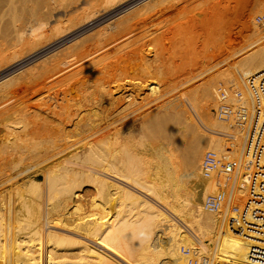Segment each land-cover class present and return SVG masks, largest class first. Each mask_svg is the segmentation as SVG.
<instances>
[{
	"label": "bare ground",
	"instance_id": "6f19581e",
	"mask_svg": "<svg viewBox=\"0 0 264 264\" xmlns=\"http://www.w3.org/2000/svg\"><path fill=\"white\" fill-rule=\"evenodd\" d=\"M5 1L4 3H6V5H4L7 6L9 5L7 3L11 0ZM13 1L16 3V0ZM23 1L26 2V0H21V4ZM31 1V4H33V0H30V2ZM56 1L58 3L56 6L62 7H68L69 4L74 2V0ZM162 1L163 0H151L149 7L145 9L148 12L151 11L146 18L154 19L158 17L156 12L159 11L158 8L162 4ZM172 2L175 3L174 0ZM17 3L20 4L19 1ZM35 3L38 8L35 7L28 12L31 13L32 16L36 15L40 8L42 9L43 7L44 9L46 7L44 5L47 4V0H35ZM35 3L33 5H35ZM246 3H244L245 5H242L239 10V15H241L240 18L242 17L241 19H244L241 23L243 24L242 33L246 45L238 52L233 53L235 56H238L233 62L237 70V72H235L238 75L235 76V73L233 74L229 67H225L226 70L224 69L225 71L229 69L234 77V84L231 86L228 85V88L233 87L238 90L241 89L237 84V79L243 82V80L247 78L256 77L264 73V34L260 33L259 26L253 21L255 15L253 10L258 7V12H261L264 7V0H256L254 6H250L249 3L247 5ZM104 11H106V8ZM146 11H144L145 14ZM45 17H43L45 21L40 17L43 22L39 18L43 25L44 23L47 24ZM143 18L145 19V16ZM31 21L33 20L31 19ZM40 22L38 25L43 27ZM24 23L22 24L23 27ZM32 24L33 23H31V25ZM71 24L73 25V23ZM118 24L119 23H117V25ZM26 25L28 26V24ZM31 25L29 24V28H31ZM131 26V24L129 27L126 26L128 28L121 29L119 33L124 31L129 33L128 29ZM4 27L6 29V26L2 28ZM24 28L23 29L26 31V26ZM13 29L14 32L10 30L13 34L15 33L14 38L12 39L13 36L9 37L12 35V33H10L11 31L9 32L10 35H7L6 38H11L14 40L13 43H15H12V45L9 43V45L12 46L9 47L5 42V46H7L9 51H13L12 55L14 56L19 53L20 50L22 52L28 45L30 46L36 43V41H30L31 36H33L36 31L31 28L27 35L23 32L24 30H21L22 27H13ZM6 30H4V32H6ZM123 35H126V33ZM99 37H102V35ZM107 37L108 36H103L102 39L98 37L95 38L99 39L97 44L95 43V51H97L95 55H97V57H100L98 56L99 51H101L100 53L103 51V53L105 52L106 54L109 47H113L114 44L116 46L113 37ZM6 38L5 40L4 38L2 39L6 41ZM3 40L1 41L3 42ZM147 43L150 44V42ZM1 44L2 50L4 42ZM77 44H79V42ZM199 49L201 55L198 63L200 65H197V67L202 68L201 70L203 73L209 74L211 71L218 69L222 65L224 67L226 64L227 60L221 58L223 47L220 44L217 45L214 40L199 45ZM44 53L45 52H43V54ZM95 57H93V59H95ZM106 57L107 55L105 58ZM97 61L95 59L93 63ZM2 62L4 63L5 60ZM88 63L89 62H87V64ZM44 65L46 64L44 63ZM54 68L56 69V67ZM41 69L39 70L41 71ZM46 69L47 67L42 70ZM137 69L141 70L139 67ZM187 69L188 68H186V70ZM224 70L221 72H224ZM218 72L217 74L214 72V74H209V77L213 75L210 80L207 81L206 79L208 78L203 80H206L207 84L204 82V85H197V87L187 92H179V94L182 93V95H178L182 97L181 100L175 101L174 97V100H172L175 102H171L169 98V101L167 99V103L169 102L167 106L163 105L165 107L159 104L161 107L159 108L157 106V108H159L161 112L159 113L156 111L159 115L155 114L156 116L153 117V114L151 115L152 118H147L145 120L143 119L144 116L138 118L139 122L132 131L133 136L130 135V128L133 122L128 123L126 121L127 123L122 126H116L117 121L120 124V121L131 115L128 113L129 111L127 112L129 109L128 107L132 104L129 101L131 100L130 96H132L129 95L130 93L125 95L124 91L122 92L124 94L121 93V96L119 93V97L109 98V100L113 101L107 102V104H104L105 106L101 104V106L104 107L101 111L98 103L94 112L91 111L94 107L91 106L93 107L91 109L89 106L92 112H90L91 114L85 112L87 111L85 110L87 107L85 108V105H83L84 103L81 104L80 102V105L77 104L76 106V103L79 102L78 100L74 104L75 108L72 107L71 109L69 107L72 105H66L70 110L65 111L67 113L65 114L64 112L65 115L62 117L59 114L56 115L54 109L50 111L48 105L45 106L43 102L41 103L39 101V103L43 104L41 106L44 107V109L40 108V110L42 109L44 111V114H40L41 118H39L38 116L40 115L37 116L31 106L33 105L31 103L33 93H31L32 90H30L29 85H33L36 81H39L40 79L36 77L41 73L36 74V72V75L29 73V76L33 75V77L31 76L32 78L24 75L27 80L21 84H17L18 80H21V76L19 75L12 76L10 79L6 78L8 80L0 84V92H4L3 88L9 87L7 85L13 88L7 91L6 95L4 94L5 92L0 94V118L2 115L4 116L7 109H12V107L17 104L20 105L22 109L20 115L23 125L20 126L18 132L13 134L12 137L6 134L14 140L12 141L14 142L13 146H7L8 144H5V148V146L1 147L0 145L2 149L5 148V150H7L6 152L0 150V163L5 162L6 165H8L13 159H20L18 160L17 167L15 166V168H11L10 170H3V172L0 173V264H199V261H205V264H249L248 251L254 242L243 237L241 234L233 233L227 226L232 219L237 217L247 196L246 182L248 179V172L242 170L244 167L241 153L242 140L244 137L243 128L236 126L231 119L225 122L216 116L215 118L212 116L210 109L212 107L217 109L220 105V89L217 88V85L215 86L213 84V87L211 86L212 83L221 79ZM139 73L140 72H138V74ZM192 73L196 74V72ZM189 75L192 74L189 73ZM202 75L203 74H201V76ZM201 76H199V78ZM195 77L196 76L186 77L184 83L179 85L178 83L180 82H178V87L175 88L174 86L172 90L170 89L172 88L171 84L170 88L168 85L165 86L164 89L168 87L169 91H163L165 92L163 97L169 94L171 95L173 92H176L177 89H180V87L195 81ZM173 78L176 79L177 77L175 78L174 76ZM174 79L173 82L175 83ZM14 84L17 85L15 86ZM131 84L132 83L128 86L132 88ZM174 85H176V83ZM18 88H21V91L22 88L25 89L24 92H27V95L18 98ZM91 89L92 88H90V90ZM33 92H35V89ZM161 93L159 95L156 94L159 96L157 100L162 98V96L160 97ZM89 94L87 93V95ZM40 96H42V94ZM43 97L45 98L44 95L40 99L38 96L36 98L37 100H42ZM134 99L132 100L135 102L136 100ZM141 99L139 98L137 102L139 103ZM155 99L156 97L154 100ZM183 99H188L190 101L188 103L192 110L197 114L196 116L199 117L206 131H210L209 133L212 132L211 136H205L203 135L204 132H199L200 129H198L193 122H191L192 124H189V126L187 125V127L183 124L186 117H184L182 121L181 116L185 114L184 112H187L189 115V111L185 107ZM17 100L20 102L17 103ZM157 100H155V102ZM105 101L108 100L105 99ZM226 103L231 107H235L238 102L233 96L228 95ZM58 105L60 107V103ZM139 105H141V102ZM241 105L246 108L249 107L247 95L244 92H242ZM114 107H116V111L125 113V115L121 113V115L124 116L121 120L117 119V116L112 119L111 117L113 116L108 114ZM162 107L166 110H163ZM157 108H155V110H157ZM45 109L47 110L45 111ZM14 110L16 109L14 108ZM132 110L135 111L136 108ZM126 112L128 114H126ZM58 113H61V109ZM152 113H155V111ZM144 115H146V113ZM51 116L53 117L51 118ZM8 117L9 116L6 115V118ZM190 117L192 118L191 115ZM49 118L52 120L49 121ZM167 119L173 124H171L170 121V123L166 121L167 124L165 123L164 125L163 121ZM54 120L57 121V123ZM191 121H193V118ZM7 125H9V123H7ZM138 125H140L139 128ZM177 133H182L180 134L181 138H176L178 135ZM98 135L103 136L97 139L96 137ZM228 139L233 142L235 140V142L227 143L226 141ZM7 141H10V139H7ZM134 141L135 146L139 148L138 150L143 152V155L144 153L146 155L148 153L149 155L147 156L152 158L150 159L152 160L151 162L148 160L150 163L141 160L140 157L142 156L137 158L138 155L136 154L138 152L136 154L130 152V149L133 150L135 148H132L133 146L131 147L129 143L134 145ZM239 143L240 146L237 153ZM128 147H131L129 149L130 151ZM59 148H61L60 151ZM205 150L215 152L220 157L225 156L229 159L233 158L235 161V170L237 171V174L232 179V186H230V191L225 201L216 211H212L209 208L207 204L208 197L213 196L221 198L226 193L225 190L218 188L221 185L219 181V177L221 176L218 178L217 176L220 174L214 173L205 177L201 172V163L199 161ZM134 152L136 151L134 150ZM178 152H181L183 157L180 159V155H178L179 159L182 160L180 162H178L179 159H177ZM140 155H142V153ZM146 155L144 159H146ZM67 161H69L71 165H67ZM142 161L145 162V164L149 163L146 164L148 167H146ZM175 161L178 162L176 165L174 163ZM99 168H101V171ZM6 171L7 173L5 175ZM179 172L183 173L180 175ZM107 176L114 177L131 186L146 196V199L143 200L141 198L140 200V197L135 198L137 195L134 194V196L132 192L131 194L126 192L128 190L124 192V190H122L123 187L119 188L117 185H108L106 183H109V180L104 182L102 181L103 179L100 180L101 178H98H105ZM113 202H115L117 213L111 218L112 220H109V217L107 218L108 220H106L105 218L108 215L104 214L102 215L104 217H102L100 213L101 211H106L107 206L113 204ZM113 207L114 206H112L111 209ZM111 209L109 208L110 211ZM113 211L115 210L113 209ZM113 211L110 213L113 214ZM67 234H71L75 237ZM203 242H208L206 245L207 248L204 249L205 247H201V249H197L196 245L201 246Z\"/></svg>",
	"mask_w": 264,
	"mask_h": 264
},
{
	"label": "rangeland",
	"instance_id": "374dc122",
	"mask_svg": "<svg viewBox=\"0 0 264 264\" xmlns=\"http://www.w3.org/2000/svg\"><path fill=\"white\" fill-rule=\"evenodd\" d=\"M0 1H1V4H0L1 5L0 6V27H1L0 28V41L3 40L2 38H4V40H5L6 36L10 35V33H12V31L14 32L13 27L14 28L22 27L21 30H24L25 29L24 27L26 26L27 30L26 31L24 30L23 32L27 35L29 34L31 28H33L36 31L33 34V36H31V38H30V41H36V43L33 45H30V46L28 45V47L25 48L24 50H22V52L20 50L19 53L15 54L14 56L12 55L13 51H9L7 49V46L10 47L12 45V43L14 41L12 39L14 38L15 33L14 34L12 33V35L9 36V37L13 36L12 39L6 38L9 41L3 40L4 46H5V42H6V45H7V46H5L6 49L4 46H2V50H1V45H3L1 43H3V42L2 41L0 42V44H1L0 45V50H1L0 51V62L5 60L4 63L3 62L0 63V81L2 80L0 82V84L3 81L8 80L6 78L10 79V78H12V76H15V75L21 76V80H18V82H17V84L18 83L21 84L22 82L27 80L26 77L30 78L31 76L33 77V75L41 73L40 75H38L36 77L37 79H40V80L36 81L34 83L35 85L34 84L29 85L30 90H32L31 93H33V97L31 100V103L33 105H31V106L33 107V111H34V113H36L37 116L40 114H44V111L42 110V109H44V107L41 106L44 104L45 106L48 105V108H50V111H52L54 109V113L56 115L59 114L62 117L67 113L65 111L70 110L69 108H71V109H72V107L75 108L74 104L78 100H79V102L76 103V106H77V104L80 105L79 104L80 102H81V104L84 103L83 105H85V108L87 107V109H85L87 111H85V112H87L88 114H91L92 113L91 111L94 112V110H96L97 103L99 104L98 106H99L100 111H101V109L103 110V108H104L103 106H105L104 104H107V102L109 103L110 101H113V100H109V98L112 99L113 97H116V96L119 97L118 96L119 93H120V96L124 93H125V95L130 93L129 95H132V96H130L131 100L134 98H135L134 100H136L135 102L133 100L132 101L129 100L132 104L130 103L131 106L128 107L129 109L127 110V112L129 111L128 113L131 115H129L128 118L120 121V124L117 121L116 126H118V125L122 126L123 124H125L127 122L128 123L133 122L131 128L129 127L130 131H131L130 132L131 136H133L132 131L136 127V124L139 122L138 118H142L144 116L145 118L143 117V119L145 120L147 118H152L151 115H153V114H154L153 117H155L156 115H159V114H157L158 112L159 113L161 112V111H159V108L163 105L167 106V104L169 103V102L167 103V99H168V101L171 99L170 100L171 102L174 100V97H175V101L181 100L182 97H179V96L182 95V93L179 94V92H182V91H183V93L187 92L190 89L197 87V85L198 86L204 85V82L207 84V81L210 80V78L213 76V75H210L211 77H209V74H211V73L217 74L218 71L220 72V73L218 72V75H220L221 79L219 81H217L218 84H217V82L212 83L211 84L212 87L214 84L215 86L217 85L218 89H221V88H228V85L231 86L234 84L233 74L235 73V76L238 74L236 73L237 70H236V67H235L233 62L237 59L238 56H235L233 53L238 52L239 50H241L246 45L245 39H244V36L242 33L243 24L241 23V21H244V19H241L242 17L240 18L241 15H239V13H240L239 10H240V7L242 5H245L244 3H246V2H248L250 6H254L255 2H256V0H246V2H245V0H174L175 1V3H174V2H172L173 0H163L162 4L158 8L159 11L156 12L158 17L154 18V19H151V18L149 19L148 17L146 18V16L149 15V12H151V11L148 12L145 9H146V7H149V3L151 2V0H146V1L145 0H143V1L142 0H74V2L69 4L68 7H70V8L62 7V6H56V5H58L56 0H53V1L47 0L48 5L46 4L44 6H46V7L49 5L50 6L47 8L45 7L44 9H43V7H42V9L40 8L39 11L37 10L39 13L37 12V14L34 16H32V14L28 13V12H30L29 11L30 9H33L35 7L38 8L36 3H35V0H33V4L35 3V5L31 4L32 1L30 2V0H26V2L23 1V3L25 5L23 3L21 4V0H18L20 2V4L17 3L18 2L17 0H16V3L13 0H11V1H9V3H7V4H9L7 6H5L6 5V3H4L5 0H3V3H2V0H0ZM54 1H55V3H54ZM51 2H53V3H51ZM13 3H14V6H13ZM248 3H246V4L248 5ZM11 4H12V6H11ZM93 6H94V8H93ZM90 7H92V8H90ZM63 8H65V9H63ZM105 8H106V11H104ZM160 8H161V10H160ZM25 9H26V11H25ZM257 9H258V7L255 10H253V13H255V15L253 17V21L259 26V24L257 23L256 20L261 15L264 16V13H263L264 7H263L261 12H258L259 9L258 10ZM62 10H64L65 12ZM43 11L45 14L47 12L46 15L48 17L43 13ZM142 11L143 12L146 11V14L144 12V14H145L144 15ZM25 13H26V15H25ZM257 13H258V15H257ZM23 14L28 18H26ZM112 14H114V15H112ZM143 15L145 16V19L143 18L144 17ZM40 17H42V19H43V17H45V19L47 21L46 22L47 24L44 23L45 26L42 24L44 19L42 20ZM30 18L33 21H31ZM39 18L42 20V22H40L41 20ZM50 18H51V20H50ZM7 19H9V20H7ZM13 19H15V20H13ZM38 19H39V21H38ZM17 20H19V21H17ZM209 20L211 21V23ZM37 21H38V23L40 22L44 28L41 27V25H38ZM27 22H29V23H27ZM30 22L33 24L31 25ZM127 22H129V23L126 24ZM23 23H24V27L22 26ZM71 23H73V25ZM117 23H119V24L117 25ZM6 24H9V25H6ZM26 24H28V26ZM29 24L31 25L30 26L31 28H29ZM130 24L132 26L128 29L129 33L124 31V30H123L124 32L119 33V31L121 29H124V28L127 29L130 26ZM2 25L6 26V29H9V30H6L5 27L2 28L3 27ZM37 26H38V28H37ZM126 26H128V27H126ZM219 26H220V28H219ZM40 27H41V29L39 30ZM3 29L6 30L7 33H9L11 30L12 31L9 34H7L6 32H4ZM259 29H260L259 30L260 33L264 34V29L261 28L260 26H259ZM49 32L53 33V34H50ZM99 33H102V34H99ZM103 33H104V35H103ZM124 33H126V35H123ZM98 35L99 36L102 35V37L108 36L107 38L113 37L117 47L115 46V44H114L115 47L114 46L111 48L109 47L108 52H106V54H105V52L103 53V51H102V53H100L101 51H99L98 56H100V57H97V55H95V54H97V51H95V48H96L95 43L97 44L99 39H102V37H99ZM97 37L99 39H95ZM89 38H91V39H89ZM104 38H106V37H104ZM210 40H214L217 45L220 44L223 47V51H222L223 53L221 55V58L226 59L227 61H226V64L224 65V67L222 65L221 67L218 68L219 70L215 69L214 71H211V73L206 74V73H203V71L201 70L202 68L197 67V65H200L198 63V61H200L199 59H200V55H201L199 45H202L205 42L210 41ZM37 41H41V42H37ZM78 42H79V44H77ZM147 42H150V44ZM9 43L11 45H9ZM89 43H90V45H89ZM116 48H118V49H116ZM3 49H5V50H3ZM43 52H45L46 54L45 53L43 54ZM173 54H174V56H173ZM103 55H105V56L107 55V57L105 58V56H103ZM66 56H68V57H66ZM93 57H95L96 61L98 60L96 63H93V62H95V59H93ZM47 62H48V64H47ZM87 62H89V63L87 64ZM44 63L46 65H44ZM90 63H91V66H90ZM40 65L43 66L44 68L41 67ZM45 66L47 67V69L42 70V69L46 68ZM39 67H41L42 69ZM54 67H56V69ZM131 67H133V68H131ZM136 67L137 68L139 67V69H141V70H138ZM222 67H223V69H222ZM225 67L231 68L230 70L232 71L233 74H231L229 69H227V71H225L226 70ZM233 67H234V70H233ZM134 68L136 69V71ZM186 68L191 69V70H188V69L186 70ZM39 69H41V71ZM52 69H54V70H52ZM223 70H224V72H221ZM138 72H140L141 74L140 73L138 74ZM143 72H144V74H143ZM192 72H194V73L196 72V74H193ZM29 73L30 74L33 73V75L29 76L28 75ZM189 73H191L192 75H189ZM133 74L135 75V77ZM201 74H203V75L201 76ZM24 75L25 76L27 75V76L25 77ZM129 75H130V77H129ZM139 75H140V77H139ZM127 76H128V78H127ZM174 76H175V78L176 77L177 78L174 79L173 78ZM190 76H196L195 78L197 80L194 79L195 81L180 87V89H177V91L173 92L171 95L169 94L168 96L163 97L165 92L169 91L170 84L172 87L170 89L172 90V89H174L173 88L174 86H175V88L178 87V84L180 85V84L184 83L186 81V77L189 78ZM199 76H201V77L199 78ZM85 77H86V79H85ZM29 78H28V80H29ZM133 78H134V80H133ZM206 78H208V79H206ZM236 78H238V77H236ZM173 79L175 80L176 85H174L175 83L173 82ZM204 79H206L207 81L206 80L203 81ZM163 81H165V82H163ZM236 81H237V84L239 85V88L241 89L242 83H243L242 80L239 79V81H238V79H237ZM128 82L132 83L131 84L132 88L130 86H128L130 84ZM178 82H180V83H178ZM136 83H138V84H136ZM17 84H14V85L16 86ZM11 85H13V84H11ZM167 85L169 88L166 87L164 89V87ZM7 86H9V87L5 86L6 88L5 89L3 88V91L5 93L0 92V94L4 93L6 95L7 91H9L10 89L13 88V87H10V85H7ZM84 86H85V88H84ZM89 87L92 89L90 90ZM125 87L131 88V89H128V88L126 89ZM133 88H134V90H133ZM34 89H35V92H33ZM87 89H89V90H87ZM22 91H23V93H22ZM22 91H21V88H18V90H17L18 98L27 95V92L26 93L24 92L25 89L22 88ZM93 91H95V92H93ZM163 91H165V92H163ZM122 92H124V93H122ZM158 92H159V94L161 92L163 93V94L161 93L160 97L162 96V98H160L159 100H157V98H159V96H157V95H159ZM43 93H46V94H43ZM64 93H65V95H64ZM87 93L88 94L90 93V94L87 95ZM131 93H133V94H131ZM137 93H138V95H137ZM35 94L38 96L39 99L43 95L45 96V98L43 97L42 100H39V99L37 100V98H36L37 96ZM41 94H42V96H40ZM135 95H137V96H135ZM170 96H172V97H170ZM80 97H82V98H80ZM138 97L140 99L142 98L141 100H143V101L140 100L141 105H139L140 102L139 103L137 102V101H139ZM155 97H156L155 100H157L156 101L157 103L154 100ZM103 98H105L108 101H105V99H103ZM137 98H138V100H137ZM115 99H117V98H115ZM72 100L74 103L72 102ZM84 100H86V101H84ZM184 100H186V101H184ZM187 100L188 99H183V103H184L185 107L187 108V110L189 111V115L187 112H184L185 114L182 113L183 116H181V118H182L181 120L183 121L184 117H186V119L183 121L184 122L183 124L187 127V125L189 126V124H192L191 122H193L196 124L195 126L201 130V131L199 130V132H204L203 135H205V136H211L212 132L209 133L210 131H208V130L206 131L204 126L201 124V120L199 119L198 116H196L197 114L192 110L190 104L188 103L190 101L189 100L187 101ZM36 101H38V102H36ZM39 101L41 103L43 102V104L39 103ZM175 101H173V102H175ZM19 102L20 101H18L17 103H19ZM55 102H57V103H55ZM59 103H60V107L58 105ZM70 103H72V104H70ZM95 103H96V105H95ZM101 104L103 106H101ZM66 105H68V106L72 105V106L67 108L68 106L66 107ZM54 106H55V108H54ZM89 106L90 107L93 106L94 108L91 107V109L93 108L91 110L89 108ZM157 106L159 108H157ZM163 107H165V106H163ZM163 107H162V109H163ZM8 108H10V107H8ZM14 108L16 110H14ZM40 108H42V109L40 110ZM135 108H136V110H135ZM155 108H157V110H155ZM214 108L212 107L210 109V111L212 112V116L215 118L214 110L216 108L215 109ZM5 109H7V108H5ZM5 109H4V112H5ZM47 109H45V111ZM60 109H61V113H58ZM132 109H134L137 112L133 111ZM10 110H12V111H10ZM163 110H166V109L164 108ZM111 111H112V113H111ZM115 111H116V107L112 108V110H110V112L108 114L110 116L111 115L113 116V117H111L112 119H114L117 116V119L121 120L124 117L121 115V113H123L124 115H125V113L124 112H118V111L115 112ZM154 111H155V113H152ZM156 111H158V112H156ZM21 112H22L21 106L16 104V105H14V107H12V109L11 108L7 109L4 116L2 115V117L0 118V128H1L0 129V133H1L0 138L2 137L0 139L1 147L2 146L4 147L5 144H8L7 146H13L14 142H12V141H14V140H12L10 137H12L13 134L17 133L20 126L23 125V121H22V118L20 115ZM64 112H65V114H64ZM127 112H126V114H128ZM133 112H135V113H133ZM145 113H146V115H144ZM6 115H8L9 117L6 118ZM185 115H187V116H185ZM190 115L192 116L193 121H191L192 118L190 117ZM10 117H12V118H10ZM38 117L41 118V115ZM52 117L53 116H51V118ZM51 118H49V121L52 120ZM4 120H6V121H4ZM166 121L169 122L170 120L167 119V120L163 121L164 125H165ZM55 122L57 123V121H55ZM7 123H9V125H7ZM185 123H187V124H185ZM229 123H231V122H229ZM171 124H173V123L171 122ZM230 125H232V124H230ZM139 127H140V125H138V128ZM4 128H5V130H4ZM2 132H3V134H2ZM6 134L10 135V137L7 136ZM180 134H182V133H180ZM180 134H178L176 138H178V137L181 138ZM98 136L96 137L97 139L101 138L103 135H98ZM6 137H7V139H10V141H7ZM226 142L230 143L233 141L228 139ZM234 142H235V140H234ZM133 143H134V145L131 143H129V145H131V147L133 146L132 148H135V149L132 150V149H130L131 147L130 148L128 147V150L130 149L131 151L130 150L129 151L131 153H135V154L137 152L140 154L142 153V155L137 153L136 154V155H138L137 158L142 156L143 158L140 157L141 160H143L145 162L146 161L149 162L148 160L152 159L150 156H147L149 154L147 153V155H146L144 153V155H143V152L138 150L139 148H137V146H135V141ZM185 144H186V142H185ZM239 146H240V143L237 147V153L239 151ZM1 147H0V150L2 152L7 151V150H5L6 146L3 149ZM60 149L61 148H59V151H60ZM134 150L136 152H134ZM208 151H210V150H205L203 152V154L200 158L201 160H202L203 155H205V153ZM48 155H50V154H48ZM145 155L147 156L146 159H144ZM178 155H180V159L183 158L181 155V152L177 153V159H179ZM223 155H226V154H223ZM173 158H172V160H173ZM180 159L178 162L182 161ZM18 160H20V159H17V158L13 159L8 165H6L5 162L4 163L1 162L0 163V173H2L3 170H10L11 168H15V166L17 167ZM201 160L199 161L200 163H201ZM143 161H142V163H144V165H146V164H149L152 160H150V162L146 163V164ZM55 162H57V161H55ZM178 162L175 161L174 162L175 165ZM200 163H199V165H200ZM66 164L71 165L69 163V161H67ZM175 165H173V166H175ZM146 167H148V166L146 165ZM99 170L101 171V168H99ZM234 170H235V161L233 160V158H231V159L227 158V160L224 162L223 172H220V175L217 176V178L219 176H221V177H219L220 178L219 181H220L221 185L218 188L225 190L226 194L229 193L230 186H232L231 184H232V179L234 177ZM6 173H7V171L5 172V175H6ZM181 173H183V172H179L180 175H181ZM239 175H241V174H239ZM98 178L99 179L101 178L100 180L103 179L102 181H104V182L109 180V183L108 182L106 183L108 185H114V186L117 185L119 188L123 187L122 190H124V192L126 190H128L126 192H128L130 194L132 192L133 195L134 194L137 195V197L134 195L135 198L140 197L139 198L140 200H141V198L143 200L146 199V196H144L143 194L138 192L136 189L125 184L124 182L117 180L114 177L107 176L105 178L104 177H98ZM110 183H112V184H110ZM114 203L115 202H113V204H109L110 206L111 205L114 206L112 209H111L112 206L110 207L108 205L106 208V211H101L100 216L107 214L108 216H106L105 219L106 220H108V219L112 220L111 218H113L117 213V208H116V205ZM109 208L111 209V211L109 210ZM113 209L115 211H113ZM112 211H113V214L110 213ZM102 217H104V216H102ZM67 235H71V234H67ZM72 237H75V236H72ZM207 244H208V242H203L201 244V246L196 245V247H197V249L198 248L201 249V247H205L204 249H206Z\"/></svg>",
	"mask_w": 264,
	"mask_h": 264
},
{
	"label": "built area",
	"instance_id": "2783aa9c",
	"mask_svg": "<svg viewBox=\"0 0 264 264\" xmlns=\"http://www.w3.org/2000/svg\"><path fill=\"white\" fill-rule=\"evenodd\" d=\"M257 23L264 29V16L257 18ZM242 92L247 95L249 107L241 105ZM237 100V105H227V96ZM220 105L214 114L225 122L230 119L235 125L243 128L241 146L243 171L248 172L246 182L247 196L237 217L228 223L233 233L253 241L248 251L249 264H264V73L250 77L243 81L241 90L221 88L219 90ZM225 156L208 151L201 160V172L207 177L214 173L220 174L224 169ZM237 171L234 170V176ZM223 197H208L207 204L212 211H216L225 201ZM205 264V261H199Z\"/></svg>",
	"mask_w": 264,
	"mask_h": 264
}]
</instances>
